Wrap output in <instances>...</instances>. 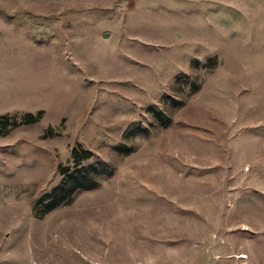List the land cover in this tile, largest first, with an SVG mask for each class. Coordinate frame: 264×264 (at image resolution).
<instances>
[{"label":"rangeland","instance_id":"obj_1","mask_svg":"<svg viewBox=\"0 0 264 264\" xmlns=\"http://www.w3.org/2000/svg\"><path fill=\"white\" fill-rule=\"evenodd\" d=\"M38 112L0 264H264V0H0V116Z\"/></svg>","mask_w":264,"mask_h":264},{"label":"trees","instance_id":"obj_2","mask_svg":"<svg viewBox=\"0 0 264 264\" xmlns=\"http://www.w3.org/2000/svg\"><path fill=\"white\" fill-rule=\"evenodd\" d=\"M41 118L42 112H38L35 115L27 113L23 115L20 121L12 120L8 116H0V130L4 132L5 130H8L10 128H17L19 126H29L37 123ZM82 153L86 158L90 157V154L88 152L82 151Z\"/></svg>","mask_w":264,"mask_h":264},{"label":"water","instance_id":"obj_3","mask_svg":"<svg viewBox=\"0 0 264 264\" xmlns=\"http://www.w3.org/2000/svg\"><path fill=\"white\" fill-rule=\"evenodd\" d=\"M108 36V35H107Z\"/></svg>","mask_w":264,"mask_h":264}]
</instances>
